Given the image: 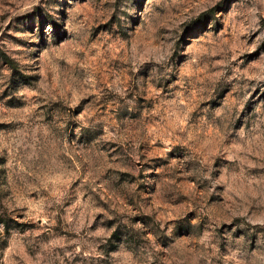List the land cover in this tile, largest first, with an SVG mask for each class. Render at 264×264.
Wrapping results in <instances>:
<instances>
[{
	"label": "rangeland",
	"instance_id": "1",
	"mask_svg": "<svg viewBox=\"0 0 264 264\" xmlns=\"http://www.w3.org/2000/svg\"><path fill=\"white\" fill-rule=\"evenodd\" d=\"M0 264H264V0H0Z\"/></svg>",
	"mask_w": 264,
	"mask_h": 264
},
{
	"label": "trees",
	"instance_id": "2",
	"mask_svg": "<svg viewBox=\"0 0 264 264\" xmlns=\"http://www.w3.org/2000/svg\"><path fill=\"white\" fill-rule=\"evenodd\" d=\"M4 57H5V60H7V62H9V63H12V60H11V58H9L8 56H6V55H4Z\"/></svg>",
	"mask_w": 264,
	"mask_h": 264
}]
</instances>
